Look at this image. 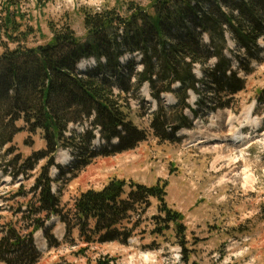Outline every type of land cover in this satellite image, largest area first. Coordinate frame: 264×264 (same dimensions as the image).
I'll list each match as a JSON object with an SVG mask.
<instances>
[{
	"label": "rangeland",
	"instance_id": "rangeland-1",
	"mask_svg": "<svg viewBox=\"0 0 264 264\" xmlns=\"http://www.w3.org/2000/svg\"><path fill=\"white\" fill-rule=\"evenodd\" d=\"M19 1L24 16L19 24L21 30L27 32L24 43L28 47L46 43L52 36L51 30L60 29L63 24H68L85 42L83 10L95 12L113 8L123 17L131 12L128 7L135 5L151 12L146 8L151 0ZM226 1L228 6L221 4L226 12H230V6L235 2H240ZM256 2L254 10L264 29V6L259 4L260 0ZM202 5L204 10L216 11L212 0ZM234 13L239 15L240 12ZM188 19L186 17L185 21ZM139 23L144 25L147 45L152 46L155 39L148 30L146 16L142 14ZM187 25L198 30L191 21ZM129 29L121 26L115 34L122 50L120 61L124 63L125 58L131 59L118 72L108 70L104 74L110 79H115L116 74L117 83L124 92L117 87L119 93L113 94L127 119L142 129L146 138L134 148L108 153L106 150L115 145L111 140L102 141L100 134L93 129L94 139L86 150L79 149L84 144V139L79 137L73 139V147L59 145L48 173L54 179L52 191L59 195L61 204L67 209L80 192L100 189L112 178L146 186L166 182L165 201L170 208L181 213L186 226L184 245L181 247L172 228L157 232L152 219L159 214L157 201L151 198L148 207H138L132 214L134 226L126 240L84 244L74 229L70 242L63 237L64 225L57 217H52L46 224L51 226L57 244L47 248L48 242L42 231L34 233V245L41 252L36 264H99L107 259L108 264H264V100H259V97L264 98V92L260 93L264 89V31L249 48H244L229 30L224 32L225 47L221 53L229 68L226 73L234 72L243 80V89L238 93H217L210 84L206 72L217 61L212 56L204 64L191 67V73L202 74L208 85L205 81H198L195 83L198 91L191 88L183 91L180 84L174 83L171 92L161 93L158 99H154L149 84L138 82L131 73L142 69L139 51L142 45L137 39L125 41L124 36L133 33ZM207 37L205 33L197 36L202 50L207 48ZM113 46H107L110 53H114ZM96 72L100 77L99 71ZM184 93L187 105L182 107L179 97ZM161 108L170 117L171 125H179L180 114H183L189 126H180L177 130L168 126L166 136L157 135L151 120ZM66 111L65 117L71 119L64 131L66 137L73 131L82 134L86 128L90 129L93 112L84 117L75 105ZM245 114L251 120L260 119L261 129L253 131L255 126L242 127L244 121L240 123L238 119ZM228 116L238 131L248 132L251 139L247 143L230 147L223 139L229 132ZM17 125H24V129L11 143L0 147V225L20 219V214L13 216V212L18 207L24 210L31 194L18 196L16 189L22 185L23 191H28L40 166L47 161L35 159V152L44 148L39 130L23 122ZM183 130L186 131L182 133ZM189 130L201 133L202 138L189 141ZM212 137L219 140L207 141ZM99 150L106 154H97ZM27 158L33 164L32 169L24 168L23 161ZM183 248L185 260L182 258Z\"/></svg>",
	"mask_w": 264,
	"mask_h": 264
},
{
	"label": "trees",
	"instance_id": "trees-1",
	"mask_svg": "<svg viewBox=\"0 0 264 264\" xmlns=\"http://www.w3.org/2000/svg\"><path fill=\"white\" fill-rule=\"evenodd\" d=\"M212 1L215 12L204 10L202 4H207L208 0H151L146 7L150 8V13L134 5L128 7L131 12L123 17L113 8L95 12L83 10L85 42L75 35L68 24H63L60 29L51 30L52 36L46 43L28 47L24 43L27 32L21 30L19 24L24 18L20 1L0 0V147L13 141L15 135L24 129V125L18 126L17 123L23 122L39 130L44 141V148L35 152V159H47L28 191H23L22 185L16 189L18 196L31 194L26 208L22 210L18 207L13 212V216L20 214V219L0 225L1 263L36 264L41 252L33 244V234L39 230L46 237L48 248L56 246L51 226L45 225L52 217H57L64 225V239L70 242L73 241L74 229L78 232L79 241L84 244L126 240L134 226L131 223L132 214L138 207H148L151 198L157 201L159 214L152 218L157 232L172 228L183 247L186 226L181 213L170 208L165 201L166 182L146 186L112 178L100 189L80 192L71 207L66 209L59 195L52 192L54 179L48 173L59 145L73 147V139L79 137L84 139L79 149L86 150L94 137L92 130L96 127L106 142L118 137V143L106 150L108 153L134 148L146 138V133L127 119L122 105L113 94L117 87L124 92L117 83L116 74V82L104 74L108 70L118 72L131 59L126 58L124 63L120 61L122 50L115 33L121 26L125 30H133L132 35L124 36L126 42L132 39L141 42L142 69L131 73L138 82L149 84L154 99H158L161 93L171 92V86L177 82L183 91L186 88L198 91L195 83L205 79H202V74L196 78L191 73V67L204 64L212 56L217 61L206 74L217 93L226 91L236 94L243 89L242 79L237 78L234 72L230 75L226 73L229 68L221 53L225 47L224 32L229 30L244 48L255 44L264 31L254 10L257 2L240 0L230 6V12H226L221 5L228 6L226 0ZM259 4L264 6V0H260ZM234 11L240 12L239 15H235ZM142 14L146 16L148 30L155 39L152 46L147 45L144 25L139 23ZM238 16L245 18L241 20ZM186 17L189 19L185 21ZM190 21L198 30L188 27ZM201 33L209 38L207 48L203 50L197 39ZM108 45H114V53L108 51ZM82 60H93V63L80 69L78 64ZM205 84L209 83L205 81ZM263 92L264 89L260 93ZM184 98L185 93L179 97L182 107L187 105ZM259 100L264 98L259 97ZM72 105L78 106L84 117H89L92 112L94 115L90 129L82 134L73 131L66 137L64 131L71 119L65 114ZM170 122V117L161 108L154 113L151 126L157 135L166 136L165 128L173 126ZM189 124L186 116L180 114V124L173 129ZM103 150L97 154L105 153ZM28 159L23 161L24 168L32 169L33 164ZM182 250L185 260L186 251ZM108 263V259L99 262Z\"/></svg>",
	"mask_w": 264,
	"mask_h": 264
},
{
	"label": "bare ground",
	"instance_id": "bare-ground-1",
	"mask_svg": "<svg viewBox=\"0 0 264 264\" xmlns=\"http://www.w3.org/2000/svg\"><path fill=\"white\" fill-rule=\"evenodd\" d=\"M85 64V62L84 61H81V63L79 64V66L80 67H83V65ZM198 72V71H197ZM169 98V97H168ZM228 120L229 121H227V124H228V131L230 132L231 130H233V132L234 133H229L228 132V134H226V135H228V136H226V137H228V139L225 137V138H223L225 141H227L228 142V145H230V147L231 146H235V145H241V144H244L245 142H247L249 139H251V137H250V135L249 134H247V133H240V131H238V132H236L237 131V128L233 125V123H230V121H231V117L229 116V118H228ZM238 121L241 123V122H243L244 121V123L242 124V127H249V126H255V127H257V126H259L260 125V119H256L255 118V120H251L250 118H249V116H248V114H245L244 116H241L239 119H238ZM184 131H186V130H183L182 131V133H184ZM189 133L188 134H190L191 135V138L189 139V141H192V140H194V139H198V138H202V136H201V133L199 134V133H195V132H192V131H188ZM213 135H215V134H213ZM206 138H207V136H206ZM116 139V138H115ZM209 139H211V138H209ZM223 139H221L220 141H222ZM117 140V139H116ZM217 140H219V138L218 137H212V140H207V141H217ZM204 141H206V140H204ZM206 141V142H207ZM113 142H115V140H113ZM241 143V144H240ZM217 147H218V145H217ZM229 147V148H230ZM228 155V154H227ZM233 160L234 159H236V157H234V158H232ZM250 182V181H249Z\"/></svg>",
	"mask_w": 264,
	"mask_h": 264
}]
</instances>
